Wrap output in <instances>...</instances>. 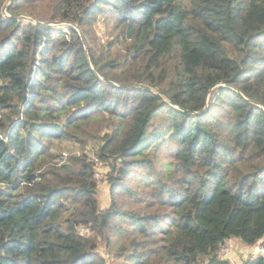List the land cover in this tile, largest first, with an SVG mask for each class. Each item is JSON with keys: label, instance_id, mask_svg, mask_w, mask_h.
<instances>
[{"label": "trees", "instance_id": "16d2710c", "mask_svg": "<svg viewBox=\"0 0 264 264\" xmlns=\"http://www.w3.org/2000/svg\"><path fill=\"white\" fill-rule=\"evenodd\" d=\"M94 125L105 208L51 151ZM231 239L264 264V0H0V264H232Z\"/></svg>", "mask_w": 264, "mask_h": 264}, {"label": "rangeland", "instance_id": "374dc122", "mask_svg": "<svg viewBox=\"0 0 264 264\" xmlns=\"http://www.w3.org/2000/svg\"><path fill=\"white\" fill-rule=\"evenodd\" d=\"M98 40L104 43L106 40L107 32L106 25L102 22H99L94 27ZM103 129V130H102ZM88 130L90 133L80 138L81 143L72 140H61V141H53L51 145L52 153L59 155V160L65 161L67 157L73 155H86L89 160H93L95 162L96 167V177L99 184V201L101 208H105L109 203L108 196V186L105 182V177L107 173V168L102 166L96 160V152L100 146V137L104 135L108 130L104 128V125H94L89 126ZM104 144V143H103ZM81 232H84L81 230ZM221 245V252L224 256H227L228 259L232 262V264H239L243 260H248L255 258L256 255L260 254L261 251L259 249V245H255L252 247L244 246L238 239H231L227 241V245ZM219 250V251H220ZM98 251L102 253L101 248H98ZM107 261V264H113L112 257L104 255Z\"/></svg>", "mask_w": 264, "mask_h": 264}, {"label": "water", "instance_id": "95a60500", "mask_svg": "<svg viewBox=\"0 0 264 264\" xmlns=\"http://www.w3.org/2000/svg\"><path fill=\"white\" fill-rule=\"evenodd\" d=\"M80 35H81V37H82V34H81V32H80ZM82 39H83V37H82ZM84 41V40H83Z\"/></svg>", "mask_w": 264, "mask_h": 264}]
</instances>
